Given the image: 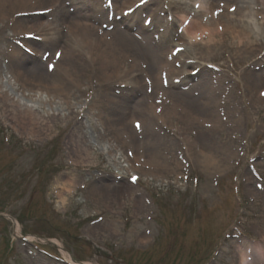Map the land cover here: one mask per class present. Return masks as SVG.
<instances>
[{
	"label": "rangeland",
	"instance_id": "rangeland-1",
	"mask_svg": "<svg viewBox=\"0 0 264 264\" xmlns=\"http://www.w3.org/2000/svg\"><path fill=\"white\" fill-rule=\"evenodd\" d=\"M173 2L187 11L181 20ZM206 2H143L144 15L136 13L140 29L127 27L124 20L129 17L121 15L122 8H115L119 4L114 0L93 2L96 13L81 21L92 26L91 36L108 38L103 47L108 52L94 56L93 61L84 49L66 48L68 54L61 58L62 41L46 45L44 32L30 34L33 42L28 44L37 51L20 52L21 68L37 77L34 80L79 81L80 90L70 89L77 98L68 102L82 118L73 119L72 114V125L67 123L65 104L55 98L61 107L56 109L52 102L40 113L60 117L48 123L44 136L35 138L16 131L0 104V213L14 219L19 228L15 233L10 219L0 216V264H68L57 245L78 264H235L243 251L248 264H264V63H236V42L221 25L204 33L190 30L195 41L182 33L195 19L192 16L216 22L212 6L216 1L203 10L199 5ZM67 5L63 8L66 18L89 9L85 0ZM170 7L175 17L170 16ZM7 8L10 20L23 7L11 1ZM55 12L39 16L23 12L18 23L35 26L59 18ZM73 18L57 22L49 32L66 33ZM144 18L151 20L146 24ZM253 22L255 28L261 24L258 17ZM17 24L14 27V21H9L7 39L0 42V53L5 54L0 56L3 76L12 64L9 50L19 40L14 32L21 27ZM117 30L127 34L128 40L120 39ZM208 38L214 39V49L205 47ZM183 47L185 57L177 51ZM192 47L203 53L197 63H189ZM173 55L178 57L176 63L168 59ZM70 57L74 69L67 72ZM133 63L136 67L127 77L119 76L120 66ZM189 71L193 73L188 75ZM113 97L120 102L115 99L117 106ZM136 110L144 114L131 115ZM175 111L180 112L179 119L170 125ZM101 122L111 132L105 136L108 140L120 137L125 143L119 150L146 161L145 154L155 157L171 172L157 177L122 172L115 162L119 151L110 152L105 139L97 137ZM75 139L91 147L86 155L80 152L78 157L72 151ZM195 146H202V158L196 157ZM213 153L221 158L219 167L213 165ZM61 176L66 177L65 192L59 197ZM122 183L124 187L117 191ZM91 184L114 189L93 199L89 187H84Z\"/></svg>",
	"mask_w": 264,
	"mask_h": 264
},
{
	"label": "bare ground",
	"instance_id": "bare-ground-1",
	"mask_svg": "<svg viewBox=\"0 0 264 264\" xmlns=\"http://www.w3.org/2000/svg\"><path fill=\"white\" fill-rule=\"evenodd\" d=\"M11 1H17L19 3V5L23 8H19L16 13L17 17L15 18H10L11 15H8L9 12V7L6 9L7 4H10ZM63 1L64 0H0V42L4 41L7 39L6 35H5V29L7 27V25H9V21H14L15 26L18 22L23 21V18L21 17V13L23 12H30V15L33 14H37L39 12H47L48 10H52L55 9L54 12L57 14V16L59 18H54L51 21H47V22H37L35 26L33 25H28V24H23V26H21L20 23H18V26H21L19 28H15L16 30L15 35L17 37H24V41L26 42H33L32 38H26L27 36L25 35H30V34H40L43 32L47 35L45 38L48 39L46 41V45L48 44H53V45H59L60 42L62 41V45L60 44L59 46L62 47V49L64 50L62 52L61 58L66 57V55L68 54L67 52H65V49L68 48L69 49H73L74 51L77 50H85V52L88 55V58L93 61L94 60V56L95 57H100L101 55H103V52H108L107 48H103L104 45L107 44L108 38L107 35L104 34H100L99 36H91V34L89 33L90 30L92 28V26L86 22L83 23L82 21L84 20V16L90 15V14H94L96 13V11L93 9V5L98 4L99 0H92L93 2H91V0H85L87 2V5H89V9L88 11L86 9H83V13H79V14H75L74 16L71 17H75L73 18V21L71 22V24L68 27V31L66 33H63L62 31L58 30V32H49V30H52L53 27H57L58 25L57 22H66L69 18L71 17H64V15H66V11L63 10ZM139 1H145V0H114V2L118 3V6H115V8L119 7L122 8L120 11L122 12L123 10H129L134 6V10H144L146 7H138L139 5H136L137 2ZM147 1H151V0H147ZM201 1H207L204 5L200 4V8H202L203 10L207 7V5L209 6V2L210 1H216V2H212V6L215 10V21L216 22H210V21H202L200 17H196V16H192L195 19H192L189 21V24L187 27H184L182 30V33L189 39H192L193 41L196 40V35L192 32H190V30H193L194 32H199V33H204V31H211L214 30V28L219 27L220 25L223 27L222 29H224V31H227L230 35L231 38L233 40H235L236 42V46L235 48H233L234 53L236 54L235 58L236 63H248V62H252V60H254L255 63L258 62H262L264 63V61H262V59H264V0H253L252 2L249 1H245V0H201ZM234 1H236L237 3L235 5H233ZM48 4L46 5L44 8L43 7H39L40 5L43 4ZM136 3V4H135ZM124 4H128L124 6ZM175 3L173 2L172 6H174ZM144 6V5H142ZM178 6V5H175ZM27 8V9H26ZM85 8V6H84ZM184 8V7H183ZM47 9V10H44ZM177 11L179 12L177 15H179L180 13V20L185 16V14H187V11L185 9L180 8L179 6L177 7ZM91 13H90V11ZM16 11V10H14ZM12 11V12H14ZM11 12V14H12ZM170 14L172 15V17H175V13H171V7H170ZM176 12V11H174ZM61 14V15H60ZM189 14V13H188ZM7 17V18H6ZM155 15L152 14L150 16V18H154ZM258 17V19L261 20V24H259L256 28L254 27L255 23L253 22V18ZM80 19V20H77ZM82 20V21H81ZM137 19L130 17L129 20H124V22L126 23L127 27H136L138 29H140V27L137 25L136 22ZM87 21V19H86ZM78 25H84L85 28H87L84 31H80L79 29H77L76 26ZM218 25V26H217ZM52 27V28H51ZM74 27V28H73ZM83 27V28H84ZM11 29V28H10ZM142 30H144V28H142ZM17 31V32H16ZM172 31V29H169V33ZM184 31V32H183ZM35 32V33H34ZM117 32L118 36L120 39H124V40H128L129 36H127V34H125L123 31H115ZM8 35V34H7ZM102 35V36H101ZM29 43V45H30ZM214 43V39L208 38L207 41H205V47L207 46V44L209 45V48L214 49L213 45ZM219 44H223V42H218ZM25 42H22V45H25ZM36 44V43H35ZM73 45V46H72ZM186 47L183 48H179L177 49V51H179V56H182V54L184 53L185 55L183 57H185L187 55V49ZM32 51H37L34 48H31ZM193 55L189 56L188 58L191 60H189V63H197L196 59H201L203 58L201 55L203 53H198L196 52L195 49L190 48V51L193 52ZM20 48L15 46L12 47V49L9 51V56H10V61L12 62V64L6 68V71H4V76L3 74H1L3 71L0 68V104L3 107V114L6 117H10L9 119L11 120V122H14L15 125V129L16 131H18L19 129V133H25L28 136H32L35 138H38L40 136H44L46 134V132L48 131V123L53 122L55 119L60 117V114H53V115H47V114H41L40 112L43 110L44 106L46 105H50L52 104V102L54 103V105L56 106V109L58 107H61V104H59L58 102H54L55 98L59 99L62 101L63 104H65V107L68 111V114L65 116V118H67V123H69L70 125H72V122H69V117L72 115L74 116L73 119L76 116H81L82 115L80 113H73V110L70 109L71 105L68 102L69 99H76L77 97L75 96V92L71 91L70 89H75V90H80V83L79 81H76L75 79H69L70 81L64 82L63 80L59 81V82H46V81H39V80H34L37 79V77H33V76H28L27 75V71L22 69L21 67H23L24 65L22 64V62H20V58L22 56H20ZM125 54L130 56L128 54L127 51H125ZM191 54V53H190ZM23 55V54H22ZM123 55V54H122ZM0 56H3V54L0 53ZM24 57V56H23ZM262 57V58H261ZM178 58V57H177ZM177 58H174V55L171 57H169L168 59H175V63L177 61ZM261 58V59H260ZM0 60H2V58L0 57ZM71 63L70 66H68L67 72H70L74 69L73 64H74V59L70 57ZM24 63V62H23ZM39 63V62H38ZM185 62H182V65H185ZM170 64H167L166 66V70L168 73H170V67H168ZM176 65V64H175ZM174 66V65H173ZM136 67V64L133 63L131 65H122L120 66L121 69H123L121 75L122 77H127L129 75L130 72L133 71V69ZM188 75L192 74V71L187 72ZM32 74V73H30ZM32 75H38V74H32ZM250 75V74H249ZM251 76V75H250ZM69 77V74H68ZM252 77V76H251ZM103 82H107V81H102ZM260 82V81H259ZM101 84V82H100ZM104 84H108L104 83ZM103 85V84H102ZM154 85V84H153ZM144 88L145 86H149L148 84L143 85ZM139 88H141V85L139 84ZM26 91V92H25ZM44 92L46 94L45 97H42ZM183 94L182 92H180V95ZM114 99V104L117 106V103H120L118 99H116L115 97H113ZM116 99V101H115ZM22 101V103H21ZM85 101V100H84ZM2 102V103H1ZM24 102V104H23ZM27 102H29L30 104L28 105ZM80 102V101H79ZM121 103H124L123 101H121ZM78 104V102L76 103ZM80 104V103H79ZM108 105V103H106ZM112 104H109V108L111 107ZM120 105H118L117 108H119ZM139 107H142L141 105H139ZM39 108H41V110H39ZM51 108V107H50ZM124 108L128 109L127 104L124 103ZM124 108H122L123 110H125ZM149 111V110H148ZM136 113V115H143L144 111H135L132 112L131 115H134ZM177 113H180L178 111L175 112H171V116H170V120H168V122L170 123V125H174L176 124V119H179V116ZM97 115V114H96ZM133 117V116H131ZM71 119V118H70ZM13 120V121H12ZM80 121V120H79ZM77 121L75 122V124H79L80 122ZM105 123V122H104ZM104 123H100L101 125V129H98V135L97 137L100 139H105L106 143L108 144L109 148H110V152L114 151V150H118L119 151V156L115 157L116 158V164H119V169L123 172H134V171H138V172H143V173H148L151 176L157 177L155 175H161V174H166L169 172H171L172 169H168L165 165L161 166L162 163H156L154 161L155 157H151V156H146L149 160L146 161L143 159L142 156H140L139 158H137V154L134 153L133 155L129 154V153H125L127 152L126 150L123 152V150H119L122 149L125 145V143H123L122 139L116 138L117 140H108V138H106L105 136H107L108 134H110L111 132L107 129L106 125H104ZM106 124V123H105ZM45 125L46 128H44L43 126ZM105 126V127H104ZM126 126V123H125ZM19 127V128H18ZM184 130H186V128H188V121L186 124L183 123V127ZM46 129V130H45ZM214 130V129H213ZM106 134V135H105ZM113 134V133H112ZM117 136V135H116ZM122 141H120V140ZM120 141V142H118ZM111 142V143H110ZM112 142H115V144H113ZM118 143H120L121 145H118ZM72 146H73V152L77 154L78 157H80V152H83L82 155H86L88 153V151L91 149V147L89 145H87L85 142L79 141L78 139L74 141L73 144V140H72ZM127 145V144H126ZM187 145V143H186ZM188 147V146H187ZM133 148L135 149V146H133ZM194 148H196L195 150V155L196 157H200L202 158V146H195ZM218 146L215 148L217 149ZM122 151V153H121ZM186 150H184L183 155L186 156ZM188 154V153H187ZM115 156V155H114ZM181 157H183L181 155ZM206 157V160H210L209 158H207L206 154L204 156V158ZM210 157L213 161V165L214 167H219L220 166V156L216 155L215 153L210 154ZM163 158L161 155L159 157V160ZM94 159V157H93ZM204 160V159H203ZM83 163H88L85 162V159L83 160ZM146 164L148 166H146ZM148 170H150L151 172H149ZM61 179L59 181H57V183L60 184V187L64 186V181L65 178L64 176L60 177ZM73 179V178H72ZM71 179V180H72ZM84 187H89V193L91 195V197L93 199H95L96 197H98V195L101 192H106L109 191L111 192L114 188L111 186H103V185H84ZM124 187V183L121 184V186H119L117 189V191H120L121 188ZM65 189L62 187L59 191V197L61 195V193H64ZM61 201H63V199L61 198ZM61 252L64 254L66 260L68 262H70L71 264H76L74 262V260L72 259V256L70 254H67L66 252H64L61 248H60ZM246 251L240 252L238 254V256H236V260H235V264H248L246 262Z\"/></svg>",
	"mask_w": 264,
	"mask_h": 264
},
{
	"label": "snow or ice",
	"instance_id": "snow-or-ice-1",
	"mask_svg": "<svg viewBox=\"0 0 264 264\" xmlns=\"http://www.w3.org/2000/svg\"><path fill=\"white\" fill-rule=\"evenodd\" d=\"M261 95H264V93H261ZM137 127H139V125H137ZM133 179L135 180V177Z\"/></svg>",
	"mask_w": 264,
	"mask_h": 264
}]
</instances>
